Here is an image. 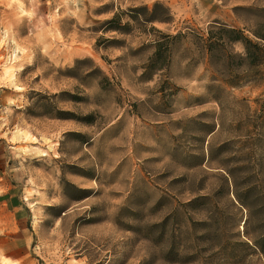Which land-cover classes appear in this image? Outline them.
Returning <instances> with one entry per match:
<instances>
[{
	"label": "rangeland",
	"instance_id": "1",
	"mask_svg": "<svg viewBox=\"0 0 264 264\" xmlns=\"http://www.w3.org/2000/svg\"><path fill=\"white\" fill-rule=\"evenodd\" d=\"M238 31L264 48V0H0L32 233L0 264H264V65Z\"/></svg>",
	"mask_w": 264,
	"mask_h": 264
},
{
	"label": "crops",
	"instance_id": "2",
	"mask_svg": "<svg viewBox=\"0 0 264 264\" xmlns=\"http://www.w3.org/2000/svg\"><path fill=\"white\" fill-rule=\"evenodd\" d=\"M13 146L0 136V257L18 259L19 246L31 240V222L22 213L13 193L12 153ZM21 235V236H19ZM4 242L9 244L5 246Z\"/></svg>",
	"mask_w": 264,
	"mask_h": 264
},
{
	"label": "trees",
	"instance_id": "3",
	"mask_svg": "<svg viewBox=\"0 0 264 264\" xmlns=\"http://www.w3.org/2000/svg\"><path fill=\"white\" fill-rule=\"evenodd\" d=\"M238 37L233 39L236 42H242L245 48V61L249 65L257 66L264 65V48L259 43H254L246 38L242 32L238 31ZM257 38L264 41V35H256Z\"/></svg>",
	"mask_w": 264,
	"mask_h": 264
}]
</instances>
